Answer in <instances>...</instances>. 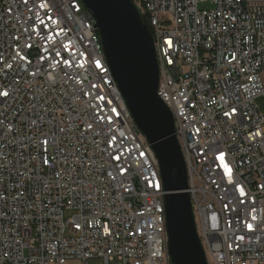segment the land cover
<instances>
[{
    "label": "built area",
    "instance_id": "built-area-1",
    "mask_svg": "<svg viewBox=\"0 0 264 264\" xmlns=\"http://www.w3.org/2000/svg\"><path fill=\"white\" fill-rule=\"evenodd\" d=\"M132 2L208 263L264 264V0ZM165 196L83 1L0 0V264H171Z\"/></svg>",
    "mask_w": 264,
    "mask_h": 264
},
{
    "label": "water",
    "instance_id": "water-1",
    "mask_svg": "<svg viewBox=\"0 0 264 264\" xmlns=\"http://www.w3.org/2000/svg\"><path fill=\"white\" fill-rule=\"evenodd\" d=\"M82 1L96 19L115 80L158 161L171 264H209L194 221L174 116L157 94L160 72L149 27L132 0Z\"/></svg>",
    "mask_w": 264,
    "mask_h": 264
},
{
    "label": "rangeland",
    "instance_id": "rangeland-1",
    "mask_svg": "<svg viewBox=\"0 0 264 264\" xmlns=\"http://www.w3.org/2000/svg\"><path fill=\"white\" fill-rule=\"evenodd\" d=\"M257 104L259 105L261 111L264 113V98L257 99ZM72 213L65 212V219L70 218ZM68 264H76L75 262H70ZM89 264H102V261L100 259H91L89 261Z\"/></svg>",
    "mask_w": 264,
    "mask_h": 264
},
{
    "label": "snow or ice",
    "instance_id": "snow-or-ice-1",
    "mask_svg": "<svg viewBox=\"0 0 264 264\" xmlns=\"http://www.w3.org/2000/svg\"><path fill=\"white\" fill-rule=\"evenodd\" d=\"M25 3H27V0H25ZM4 95H7L6 93H4ZM116 159H119V157H116ZM220 159H223V157H220ZM229 173H230V170H229ZM243 194V193H242ZM251 227V226H249Z\"/></svg>",
    "mask_w": 264,
    "mask_h": 264
}]
</instances>
